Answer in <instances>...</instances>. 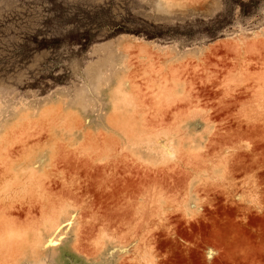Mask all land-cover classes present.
Segmentation results:
<instances>
[{
	"label": "rangeland",
	"instance_id": "rangeland-1",
	"mask_svg": "<svg viewBox=\"0 0 264 264\" xmlns=\"http://www.w3.org/2000/svg\"><path fill=\"white\" fill-rule=\"evenodd\" d=\"M0 227V264H264V0H0Z\"/></svg>",
	"mask_w": 264,
	"mask_h": 264
},
{
	"label": "bare ground",
	"instance_id": "bare-ground-1",
	"mask_svg": "<svg viewBox=\"0 0 264 264\" xmlns=\"http://www.w3.org/2000/svg\"><path fill=\"white\" fill-rule=\"evenodd\" d=\"M33 171V170H32ZM12 174V173H11ZM15 178V177H14ZM16 186V185H15ZM33 207V206H32ZM21 210V209H20ZM16 211V210H15ZM29 212H30V210H29ZM32 212V211H31ZM30 214H32V213H30ZM15 220V219H14ZM18 220V219H17ZM17 220H16V222H17ZM7 222V221H6ZM4 223V222H3ZM11 223V222H10ZM10 223H8V225L10 224ZM7 226V225H6ZM1 229H2V227H0V233L2 232L1 231ZM11 230H12V228H11ZM5 231V229L3 228V232ZM2 232V233H3ZM1 235V234H0Z\"/></svg>",
	"mask_w": 264,
	"mask_h": 264
}]
</instances>
